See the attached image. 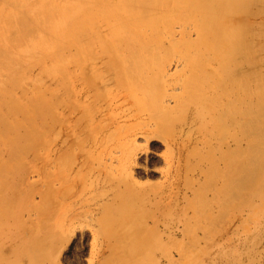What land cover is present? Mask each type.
Segmentation results:
<instances>
[{"label":"rangeland","instance_id":"rangeland-1","mask_svg":"<svg viewBox=\"0 0 264 264\" xmlns=\"http://www.w3.org/2000/svg\"><path fill=\"white\" fill-rule=\"evenodd\" d=\"M123 1L0 0V264H264V194H253L264 182V0L231 14L241 39L231 55V183L219 203L207 161L187 201L169 185L179 153L168 140L186 154L202 137L192 105L165 108L186 96L192 9L162 0L125 28ZM112 53L129 59L120 73L105 62ZM138 61L147 69H133ZM127 144L135 155L122 164ZM44 180L55 203L47 223Z\"/></svg>","mask_w":264,"mask_h":264},{"label":"bare ground","instance_id":"bare-ground-1","mask_svg":"<svg viewBox=\"0 0 264 264\" xmlns=\"http://www.w3.org/2000/svg\"><path fill=\"white\" fill-rule=\"evenodd\" d=\"M248 1L249 0H185L184 2L185 5H188L192 9L196 29V38L192 40V42L186 41L184 44L186 49L185 54H188V52L192 54L191 61L193 63V70L189 74V78L187 81H185V85L183 86L186 91V96L184 95L181 99H178L174 106L170 107L167 105L165 108L168 111L176 113V111L182 110L185 105H192L196 109L195 115L200 122V128L198 132L202 137L197 139L194 149L190 152H187L186 154L182 151V146L176 141L173 135L171 136L172 139L168 140V145L173 148L174 153L177 151L179 153L176 159L172 157L175 164L171 167L176 173V178L174 181H171L172 179H170L171 182H169V185L170 187L175 186L178 188L179 200L183 202L187 201L190 191L193 193L196 192L195 185L197 183L199 184L201 178L200 174L202 173L200 165L204 161H207L209 164L208 171L205 173V177L207 176V180L210 181L209 184L213 189L215 203H219L221 193L226 189L228 190L231 183V55L234 54L236 45L241 39L239 28L231 26V14L243 10L245 8L244 5H246ZM160 2H162V0H124L123 8L125 11H127V14L120 18L119 23L121 24L119 26L126 28L128 24L141 23L142 20L139 19V14L142 12L143 8H145L147 5H154ZM39 19L40 15H35L30 19L25 18L21 25L24 24L26 25V28H28V24H30L32 21L38 22ZM146 25L149 27H155L156 24L151 22L146 23ZM178 25L181 28V38H184L185 36H183V33L186 30V26L183 23H179ZM53 27L58 28L60 25L54 23ZM15 29H17V26ZM112 54L113 55H110L112 59H107L105 62L107 66L113 72H115V74L117 72L120 73L126 69L124 62L128 61L129 59L122 58L118 53ZM204 55L206 58H203ZM211 62L216 63V68L213 73L206 74L205 66L208 64H213ZM148 64L149 63L145 65L139 61L133 62V69L142 72L147 69ZM140 75L143 76L142 74ZM115 80L118 84L122 82L120 76H117ZM259 91L260 90H258L257 93H259ZM246 95L253 96L256 94H253L252 92H246L244 97ZM44 105V112H46L47 105L46 103H44ZM45 122L44 129L47 127ZM134 125H138V123L131 124V127ZM159 127H163V125H156L155 130H158ZM140 128L143 129L144 127H139L138 129L141 130ZM150 130V128H147L145 131L141 132L148 135ZM103 131L104 130H102V132ZM136 131L137 129L130 131V129L127 128V133L130 137H132V135L135 137L137 133ZM45 134L46 131L43 133L44 137ZM167 134L170 136L169 133ZM99 139L101 140V138ZM132 140L134 141V139ZM202 145H205L208 147V149H211L209 151L207 149V152L205 153L204 147ZM184 150H186V148ZM120 154L122 157L119 159V161H121L122 164L129 163L135 155V150L131 148L130 144H127V146L121 150ZM118 156L119 154L117 157ZM116 163L119 164V162ZM182 183L183 186L181 185ZM100 187L102 186H99L98 188ZM43 188L45 189L42 190L41 196V201L43 202L41 214L44 218V222L47 223L49 222L48 219L52 218L50 210L53 208V206H55V203L52 202L51 198L49 197L47 192V183L45 180L43 182ZM253 194L257 197L264 194V182L259 183L257 188L253 190ZM97 211L102 214L101 216H105L107 206L105 204H100L97 207ZM182 211L185 212L184 209H182ZM102 222V220L99 221L101 227L104 230H111L113 228L111 225H104ZM184 229H186V227Z\"/></svg>","mask_w":264,"mask_h":264}]
</instances>
